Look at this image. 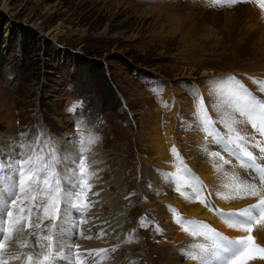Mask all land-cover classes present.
<instances>
[{
	"label": "bare ground",
	"instance_id": "bare-ground-1",
	"mask_svg": "<svg viewBox=\"0 0 264 264\" xmlns=\"http://www.w3.org/2000/svg\"><path fill=\"white\" fill-rule=\"evenodd\" d=\"M154 1L159 4V7H148L142 13L144 18L160 14L159 9L177 11L180 14L173 13L166 17L162 27H167L171 37L176 35L180 39L181 48L190 47L199 54L201 50L214 56L217 54L230 60V63L224 65L220 71L209 68V77L217 79L210 78V80L202 81L203 76H208L207 69H204L202 60L196 58L194 65H199V70L202 68L203 72L197 82L201 88L199 87L198 93L194 94L195 98L194 96L185 97L187 92L183 86L177 85L173 86L172 91H167L164 101L162 104L159 103L160 106H153L150 103L153 107L145 116L146 120L142 121L141 131L138 134L142 154L140 162L147 168L142 169L144 171L139 186L142 197L140 195L135 200L122 187L124 182H122L121 170L124 160L120 159V153L106 156L96 149L82 152V157L86 158L84 165L87 172L84 183L86 182L89 187L88 193L86 192L87 197L82 204H86L87 207L83 209V215L80 216V209L72 208L71 205L61 206V218L57 221V225L68 230L60 233L63 247L49 248L46 246L47 241L39 236L45 228L52 229L53 221L47 218L52 215V212L51 210L47 214L44 212L50 200L56 198L55 195L48 194L49 186L44 185V192L37 195L35 201L31 199L32 193L21 194L12 210L13 218H20L18 226L22 232L13 233L10 240H0L5 244L4 258L8 259V264H31L27 260L28 253H33L34 258L38 257L41 261L51 254L54 264H76L73 254L75 245H79L80 252L95 250L97 253L82 260L81 264H93V261L94 264H135L132 252L138 248L139 241L136 238H128L124 233V224L127 222L124 214L126 205L132 208L141 202L143 209L148 207L151 209L154 207L153 203L159 199L170 205L169 211L162 212L157 208L152 210L153 213L155 212L154 216L164 221L162 226L165 234L164 232L163 234L167 240H170L172 233H178L175 239L172 236V240L174 239L172 242L161 244L163 249L166 246L171 247L174 255L167 258L168 262L165 264H227L235 249L227 241H220L219 245L214 247L212 240L202 235L212 236V230L230 240L251 235L254 237L255 244L264 247V221H259L257 216L259 222L251 225L253 231L249 233L240 227L230 226L233 220L242 219L241 217L226 215L256 204L261 196H264V184L257 180L256 190L260 195H250L244 181L253 175L252 170L243 167L240 161L226 152L221 144H217L214 137L207 134L204 124L205 119L211 121L208 131L215 128L225 139L235 136V140L237 134L246 136L247 140L243 142V146L253 151L258 157L264 155L253 146L259 141L264 147V136L252 127L247 115L242 116L237 111L240 103L237 97L245 96V94L255 100L258 99L257 101L261 100L258 97H263L264 102V0ZM148 2L154 4L153 0ZM58 31L57 34L62 30L58 29ZM197 38L204 41L211 40L212 44L203 47L204 44L202 45L198 40L195 41ZM216 72L218 75L212 76ZM249 73L261 82L258 85L253 84V89L247 88L250 91L246 92L242 82L249 85L253 83L248 81L246 74ZM105 76L108 77L106 73ZM231 85L237 92L231 91ZM183 94L185 96H182ZM121 97L123 99L122 95ZM125 106V111L130 113L126 102ZM161 114H168L163 123L160 119ZM252 120L258 121V117L253 116ZM229 126L233 129L231 133L228 130ZM223 130L228 135L222 133ZM46 136V131L39 130L34 137L32 149L36 165L33 167L39 166L47 171L51 177L53 193L58 186H62L65 193H73L72 189L79 185L80 181L74 180L73 177L74 167L77 164L69 161L76 159L78 150L67 147L68 142L64 144V139L56 141L51 140L49 136L45 138ZM54 141L59 143V146L55 148L61 160L58 164L54 161L53 146L51 147ZM177 141H181L182 144L175 145ZM26 146L27 144H24L21 148ZM235 150L239 151L238 148ZM212 152H219L220 155L213 156ZM14 153H5V155L10 158ZM6 156L4 157L3 152H0V170L3 172L6 168L2 159ZM225 160L231 163L226 164ZM257 163L264 164V160L258 159ZM184 165L195 170L193 174H196V179L193 175L187 174L188 171ZM160 167L165 173L179 176L174 178L173 185L167 180L168 174H157L156 169ZM11 175L13 173L7 171L4 174L6 176L4 186L0 183V227H3L8 203L12 196L16 195L15 190L11 195L7 191L16 181V176L11 177ZM102 175L110 179L105 182L103 178L101 179ZM135 178L134 176V181ZM57 179L60 181L59 185L56 183ZM190 181L196 182L195 185L191 187ZM145 211L142 212L146 213ZM180 212L186 216V220L178 219L182 215L176 217V214ZM168 213L172 215L169 216ZM37 224L40 225L39 228L35 227ZM182 225L183 227L187 225L188 229H181ZM57 231L52 229V235H56ZM2 235L3 233L0 232V236ZM38 237L45 247L37 246ZM22 245L25 246L22 247ZM201 246L206 248L207 252L201 254ZM70 247L72 251L69 250ZM190 254L197 255L198 259L193 260ZM9 255H21V259L13 260L9 258ZM182 255H187V260L183 261ZM189 260H192L191 263L188 262ZM249 264H264V259L257 258L251 260Z\"/></svg>",
	"mask_w": 264,
	"mask_h": 264
},
{
	"label": "rangeland",
	"instance_id": "rangeland-1",
	"mask_svg": "<svg viewBox=\"0 0 264 264\" xmlns=\"http://www.w3.org/2000/svg\"><path fill=\"white\" fill-rule=\"evenodd\" d=\"M148 1L0 0V152L4 157L5 153H16L2 159L6 168L5 172L0 170L2 186L7 171L13 173L11 177L16 176L18 159H30L31 166L36 165L33 140L42 130L51 140L64 139L67 147L78 150L76 159L69 161L77 164L73 177L78 182L87 176L85 165L84 176L78 174L77 162L83 151L96 149L106 156L120 153V159L124 160L122 187L135 200L142 197L139 186L147 168L140 162L138 134L148 111L154 105L160 106L173 86H183L187 96H182L195 98L200 87L197 82L203 72L199 65H194L196 58L202 60L207 69L208 76H203L202 81L217 79L209 77V68L220 71L230 63L217 54L203 50L199 54L190 47L181 48L180 39L176 35L171 37L167 27H162L166 17L180 13L159 9L160 14L144 18L142 13L148 7H159L156 1L153 0V5ZM58 29L62 31L57 34ZM197 40L203 47L212 44L211 40ZM216 75L218 72L212 76ZM246 76L253 82L250 85L242 82L244 90L249 92L247 88L253 89V84L261 81L250 73ZM231 88L233 93L237 92L233 85ZM115 91L123 96L130 113L120 109ZM258 98L263 102V97ZM160 116L163 123L168 114ZM221 132L225 134L224 130ZM56 141L51 147L58 164L61 160L55 151L59 146ZM178 143L182 144L177 141L175 145ZM24 144L27 146L21 148ZM184 168L187 174L197 178L193 168L185 165ZM156 172L168 174L171 185L174 178L179 177L165 173L161 167ZM258 174L261 175L256 172ZM102 178L105 182L110 179L105 175ZM195 183L190 181L189 185L192 187ZM86 185L85 182L82 194L76 196L80 202L83 200L81 203L87 197L89 187ZM75 187L73 194L81 191L78 185ZM162 201L154 202L151 209H143L140 201L132 208L126 205L124 233L138 241L141 236L138 248L132 252L135 264H146L145 259L149 264H165L167 258L174 256L171 247L163 249L161 244L172 242L178 233H172L167 240L164 221L152 211L156 208L169 211L170 205ZM178 216L186 220L183 213L176 214ZM184 227L182 225L181 229H188L187 225ZM186 256L182 255L181 259L187 260Z\"/></svg>",
	"mask_w": 264,
	"mask_h": 264
},
{
	"label": "snow or ice",
	"instance_id": "snow-or-ice-1",
	"mask_svg": "<svg viewBox=\"0 0 264 264\" xmlns=\"http://www.w3.org/2000/svg\"><path fill=\"white\" fill-rule=\"evenodd\" d=\"M239 100V105L237 107V111H239L240 115H247L252 123V127L258 131L262 136H264V102H260L255 100L254 98H250L245 94V96L237 97ZM253 116L258 117L257 120H252ZM205 130L208 135H212L217 144H221L224 146L225 150L229 152L234 158L240 161L241 165L246 169L252 170L253 175L246 178L244 183L247 185V191L250 195L256 196L260 195V193L256 190L257 184L256 181L259 180L261 184H264V164H258L257 161L264 160V155L257 156L253 151H250L247 147L243 146V142L247 140L246 136L237 134L235 140L232 136H229L225 139L224 136L221 135L220 132L212 129L208 131V126L211 124V121L205 119ZM229 132L231 133L233 129L229 126ZM262 142H257L254 147L258 149L261 154H264V147L261 146ZM235 145V148H238L239 151H236L235 148L230 147V145ZM19 155V154H18ZM213 156H219V152H212ZM85 157H81V160L78 162V174L79 176H84V161ZM17 170H16V181L15 184L11 185L8 188V194L11 195L13 190H15L16 195L12 196L10 202L8 203V211L6 212V218L3 221V227H0V232L3 233L0 236V240H10L12 238L13 233L20 234L22 229L18 226L20 223V218H13V207L16 205L17 199L23 193H32L31 199L35 201L37 199V195L44 192V185L49 186V195H55L54 200H50L49 204L45 206L44 212L47 214L49 210H51L52 215L47 218L52 219V229H57V234L52 235V229L45 228L39 236H42L44 240L47 241V247H63L60 239V233L68 231L67 229L60 228L57 225V221L61 218V206L64 205L67 207L71 205L72 208L80 209V216L83 215V209L87 207L86 204H82L80 200L76 199V196L82 194V189L84 185V181L81 180L78 187L81 189L80 192L73 193H65L63 192L62 186H58L55 189V193L51 191V177L48 175L47 171L44 168L39 166L32 167L31 160L18 159L17 160ZM226 164L231 163V161L225 160ZM260 172L261 175L257 176L256 172ZM57 185L60 184V181L57 179ZM23 211V209L21 210ZM31 212V209H29ZM226 215L232 217H241L242 219H235L231 222L230 226L240 227L244 231L251 233L253 228L251 225L253 223L264 221V196H261L260 200L254 204L249 205L247 208L243 210H238L236 212L228 213ZM257 216L259 217V221L257 220ZM79 225V217L77 218V227ZM35 227L39 228L40 225L37 224ZM213 231L212 236H208L207 234H202L206 239H210L213 242V246L216 247L219 245L220 241H227L230 245H232L235 249L233 255L227 261V264H249L251 260L254 259H264V247H261L254 243V237L249 235L247 237H241L237 240H230L227 237L222 236L219 233ZM79 233H77L78 235ZM25 245H22V247ZM37 246L43 248L44 244L40 243V239H37ZM75 251L73 252L76 258V264H81L82 260L86 259L89 256H94L97 253L95 250H87L85 252L79 251V245H75ZM72 251V248L69 249ZM103 251V250H100ZM207 252V249L201 246V254ZM193 260L198 259V256L195 254H190ZM5 256V244L0 242V264H8V259L4 258ZM10 259L20 260L21 255H9ZM27 260L31 262V264H54L53 257L51 254L44 257V260L41 261L38 257L34 258L33 253L27 254ZM94 264V261H93Z\"/></svg>",
	"mask_w": 264,
	"mask_h": 264
}]
</instances>
